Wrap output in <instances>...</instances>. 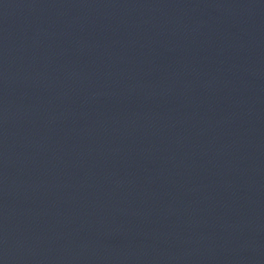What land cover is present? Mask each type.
<instances>
[{
  "label": "water",
  "instance_id": "95a60500",
  "mask_svg": "<svg viewBox=\"0 0 264 264\" xmlns=\"http://www.w3.org/2000/svg\"><path fill=\"white\" fill-rule=\"evenodd\" d=\"M0 264H241L174 236L0 183Z\"/></svg>",
  "mask_w": 264,
  "mask_h": 264
}]
</instances>
